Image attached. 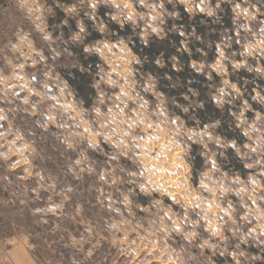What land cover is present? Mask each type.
<instances>
[{
  "label": "rangeland",
  "instance_id": "1",
  "mask_svg": "<svg viewBox=\"0 0 264 264\" xmlns=\"http://www.w3.org/2000/svg\"><path fill=\"white\" fill-rule=\"evenodd\" d=\"M166 5L209 17L231 8L233 34L221 33L214 61L192 67L228 106L239 144L217 123L187 126L97 14L146 42L161 36ZM56 11L65 17L48 27ZM68 20L76 30L66 33ZM86 28L101 38L84 45ZM81 49L97 70L80 67ZM74 69L94 90L87 106L63 79ZM257 263L264 0H0V264Z\"/></svg>",
  "mask_w": 264,
  "mask_h": 264
},
{
  "label": "trees",
  "instance_id": "2",
  "mask_svg": "<svg viewBox=\"0 0 264 264\" xmlns=\"http://www.w3.org/2000/svg\"><path fill=\"white\" fill-rule=\"evenodd\" d=\"M232 1L240 2L241 0ZM223 6L224 10L218 11L216 16L209 17L200 13L190 14L182 6L171 10L170 6L166 5L165 10L171 15L162 25L161 36H152L146 42L132 33L131 25L126 24L121 27L114 22H108L101 8L97 14L106 25L107 31L111 33L112 39L124 41L136 56L138 61L136 67L154 79L155 90L165 99L175 103L174 114L184 119L187 126L198 125L202 128L208 124L217 123L216 133L222 139L239 144L241 141L237 137L240 135L228 106L218 108L214 104L211 97L212 81L206 73H198L192 67L195 63L208 65L214 61L216 47L218 44L221 45V33L228 30L230 35L233 34L234 17L231 8L228 5ZM56 12L55 18L48 20L50 27L55 23H61L65 17L61 11ZM214 20H216L215 23ZM67 22L70 28L64 25L61 29L66 33L69 30L75 31V23L72 20ZM87 30L90 35L84 40V45H89L101 38L99 32L86 28ZM234 47L237 46L234 45ZM75 53L80 67L84 70H97L100 62L96 56L86 59L82 49ZM211 77L214 80L218 79L215 73H211ZM88 78V74L79 69L63 74V79L76 98L83 101L86 106L89 103L87 97L94 94ZM229 80L241 88L239 81H234L233 78ZM182 108H188V113L193 120H186ZM230 158L233 163L239 161L235 156ZM201 160L200 156H196L195 163L192 165L193 172L200 167Z\"/></svg>",
  "mask_w": 264,
  "mask_h": 264
},
{
  "label": "crops",
  "instance_id": "3",
  "mask_svg": "<svg viewBox=\"0 0 264 264\" xmlns=\"http://www.w3.org/2000/svg\"><path fill=\"white\" fill-rule=\"evenodd\" d=\"M49 20V19H48ZM46 25L48 26V27H50L49 25H48V21H46Z\"/></svg>",
  "mask_w": 264,
  "mask_h": 264
},
{
  "label": "bare ground",
  "instance_id": "4",
  "mask_svg": "<svg viewBox=\"0 0 264 264\" xmlns=\"http://www.w3.org/2000/svg\"><path fill=\"white\" fill-rule=\"evenodd\" d=\"M161 166V165H160ZM161 171V170H160ZM172 175V174H171Z\"/></svg>",
  "mask_w": 264,
  "mask_h": 264
}]
</instances>
